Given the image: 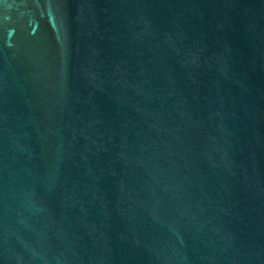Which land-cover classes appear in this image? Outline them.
<instances>
[{
	"label": "water",
	"instance_id": "1",
	"mask_svg": "<svg viewBox=\"0 0 264 264\" xmlns=\"http://www.w3.org/2000/svg\"><path fill=\"white\" fill-rule=\"evenodd\" d=\"M0 264H264V0H0Z\"/></svg>",
	"mask_w": 264,
	"mask_h": 264
}]
</instances>
